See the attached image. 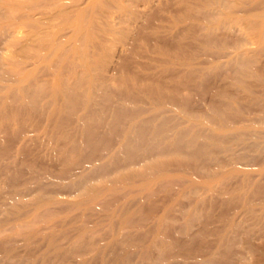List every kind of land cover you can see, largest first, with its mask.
<instances>
[{
    "label": "bare ground",
    "instance_id": "obj_1",
    "mask_svg": "<svg viewBox=\"0 0 264 264\" xmlns=\"http://www.w3.org/2000/svg\"><path fill=\"white\" fill-rule=\"evenodd\" d=\"M37 1L45 2L47 0ZM6 2V0H0V9L4 11L3 19L0 21V38L2 37L1 41L3 46V48L0 49V75L3 76L9 73L19 75L20 72H23L24 67L20 68L19 65L13 63L3 52L8 51L10 47L16 45V36L19 35L18 30L25 24H37L33 16L41 14L35 11L36 7L34 8V6H31L32 4L22 3L19 7L20 9L16 10L10 8ZM49 2H51L49 7H53L57 13L62 12L59 7L60 5L58 6L59 0L58 3L57 0H49ZM107 3L108 4L105 6L106 9H104V16H102L105 20L98 26L103 33V38L96 40L94 47L97 53H89L87 50L81 51L79 47L74 48V51L79 53V66L83 70L78 72L77 68L79 66L70 63L71 66H69L70 72L68 71V75L73 81L71 85L64 84L60 81V77H58L59 79L56 81L55 87L51 92H48L43 85H39L38 83L24 85V77H27V74H24V77H20L16 81L18 86H13V91H11L10 95H6L8 99L4 96V100H2V98L0 100V135L2 136V133H7V131L10 130L12 133L10 132L11 134H9L8 132L9 137L7 136V139L10 138L11 143L17 142V147H15L16 152H9L13 153L14 156H18L16 153H21L22 149L25 151V144L28 142L32 143L34 139L35 142L39 136L36 135L42 132L48 141L49 139L50 141L53 140L52 142L55 140L54 145L52 144V146H54L53 148L55 149L56 147L55 150L58 151H55L57 156H55V158H59L57 155L58 153L60 159L57 160H60L59 162L62 161V165L63 163L67 164L66 166L72 165L75 171L78 170V173H75L70 169L74 174L69 173L66 169L60 170L59 174H53L50 175V177L57 179L55 186L58 188L72 190L74 187L81 185L76 191L78 193L80 192L79 196L75 195H78V193L74 194V197H80L79 200L75 201L77 199L74 198L73 200L75 202H70L60 199H48V201H45V199L43 206L64 204L65 207V204H67L71 206L68 209L66 207L67 210L71 209L77 213V210H79V212H81V210L83 212H93L100 208L102 210L104 208L106 209L105 212H108L114 209L111 205L114 206L116 203L123 200L119 209L115 208L114 211L110 212V215H107L109 213L106 212V220H108V218L110 220L114 217H117L119 220V229L113 232L110 244L107 243L103 246L95 243L90 239L92 232H87L88 227L85 228L86 225L84 227L81 226V230H79V228V231L76 233L77 236L74 235L76 236L75 238L69 241L65 238V241L70 247H68V249H65L66 247L63 248L64 245H58L66 236H62L63 238L61 240H56L59 236L55 237L54 234H50L47 238L48 249L39 256L36 263L57 264L58 262V264H63L64 258L68 257V260L69 258L73 260V263L70 262L71 264H92V261L96 260V258L99 264H104L106 253L108 251L114 253V250L111 248L112 246L117 244L128 245L130 243L128 239H131V234H124L123 229L128 228L127 226L132 224L133 219L138 218L140 221L144 220V223L145 220H151L153 222H151V224H154L150 230L153 232L150 233V231H148L149 234H152L151 241L145 243V245L141 244L144 246L142 247L141 255L139 254V263L146 264L151 261L153 264H160L169 256L171 250H174L172 243L166 241L167 239L164 238L165 236L159 231V229L165 226L167 221L172 220L169 216L171 209L174 206H180L182 203L179 204L178 202H180L182 198L190 202L187 208H182L180 206V218L184 220V225L187 226L190 222L195 220L196 210L207 208L208 205L211 206L216 196L219 197V195H222V197L227 196V198L224 197V200H220V196V198L215 199L221 201H219V205L221 207H229L228 209H230V207L235 208L234 211L241 207V209H244V213L247 214L248 218H250L251 224L249 227L247 225V228L243 227L244 231L241 232V228H238L240 230L237 229L236 231L235 228H237L239 224H234L233 220H230L226 226L224 225L225 230L222 229V232L224 230L223 233H221L220 230L221 234L218 233L217 244L215 245L217 247L216 249H221L222 251L212 252L206 259V264H264V206L258 211L250 208L252 205L250 197L259 192L258 187L264 178V169L256 171L254 177L258 179L257 181L254 179L252 181L251 178H253V175L249 172L241 171L238 168V165H240L239 163L246 158L245 151L251 147L249 144L241 141V131L248 128L250 125L246 126L245 123L248 122V119L246 117H241L238 108L243 102L255 101L259 104V101L253 97V88L255 85L261 86L263 82V70L260 69L261 67L259 66L258 60L264 53V0H107ZM133 4L135 5L134 7L132 6ZM20 10L23 14L17 17L16 14ZM28 12H32L33 14L29 15ZM156 14H165L169 16L170 20L168 26L155 25L154 17ZM115 19L118 20L119 23L115 22ZM94 21H97V18L94 19V16H91L88 18V24L80 26L77 32L85 28L87 31H90V29L93 28L92 23H94ZM122 22L126 23L127 26L125 30L119 31V29H116V26ZM66 23L68 24V22ZM152 23L154 24L153 26H151ZM146 26L151 30V37L149 38L151 40H156L155 43L160 39V36H158L159 34H172L174 30L178 32V38L180 40L186 39L189 35L194 37L195 34L196 38L194 40L201 44L200 49L202 50V55L209 59L205 62L207 67L202 70L192 69V64L189 63V60L183 59L184 54L187 52V48L181 47L179 42L170 41L169 43L164 42L165 44L155 45V48H157L160 55H165L172 59L171 62H178L179 67L182 68V72H176L170 67L163 66L160 71L161 73L158 72L152 75L148 74V72L153 68L143 65L141 69L144 74L141 75L131 74L129 77L121 75V77L116 79L106 77V74L110 72L109 70L119 63L118 58L122 52V50H120L112 52V54H105V50H110L107 49L109 47H107V44L110 42L109 37L112 38L111 40L118 41L123 44V46H126V41L128 40L126 32H135L137 35H140L144 32ZM71 32L73 34L77 33L75 29H71ZM199 39L202 41H199ZM193 42H189V46L195 45ZM254 45L260 46V48H250ZM38 56L42 57L40 55ZM23 58L26 60L25 56ZM43 59H47V57L45 56ZM25 60L22 62L23 65L28 61V59ZM120 63L123 68H128L127 62L123 63V61H121ZM227 69L232 72V77L230 76V78L227 77ZM184 71L185 73L181 74ZM220 71L226 72V75L224 74V80L242 95L238 98L234 97V95L232 97V94H228L229 91H223V97H225L226 102L211 105V116L209 121L196 114H192V112L189 114V112L184 111L188 103L187 100L184 99L182 103L183 99L180 100L172 90L166 89L167 87L160 84L161 79L169 78L171 82L175 84L184 87L197 86L199 89L203 82L202 77L207 74L216 75ZM58 75L59 73H57V76ZM244 77L252 79L254 84H247L244 82ZM198 79L200 82L197 81ZM228 79H231V81H227ZM84 85L87 86V88H85L86 90L82 94H78V90ZM202 85L204 84L202 83ZM110 89L117 92L119 91V93L123 95L124 101L131 104L137 101V95L135 94V92H137L151 99L158 100L163 106L170 105L180 108L179 114L185 122L189 123V126H175L170 123L171 120L162 119L159 121L156 116L145 120L141 117V111V113H138V111L128 112L118 107V105L111 106L107 110L111 125L107 127L106 130L113 135V138L110 139L109 142L115 143L113 144L114 146L110 147L111 149H108V145H111L108 140L104 142L103 138L97 136L96 132L91 128L93 116L90 113V107L93 102V93H97V95L104 94ZM5 100L19 102L21 110L16 111L14 109L13 111L15 106L12 108V111L7 110L6 103L8 101ZM41 100H45L44 103L47 105H49V101L52 104V108L48 116H46L48 120H43L46 121L47 124L46 122L45 124L43 123L42 127H40L42 124H39L38 121L41 118L43 119L45 115L43 117H37V114L33 115L34 112L36 113V108H38ZM7 105L9 104L7 103ZM16 109H18V107ZM81 110L83 113L79 114ZM64 113L67 114L71 122L74 123L72 124L70 122L69 124L70 127L72 124L74 133L70 132L69 127H67L69 129L66 128V130H68L67 133L58 135V131L61 129L64 130L66 126L60 124L64 129L61 128L57 130V126L60 127L59 122H63L60 116ZM34 116L39 120L37 118L38 121L34 120ZM256 119L260 124L257 130L258 135H261L260 138L264 142V116L257 115ZM122 120H125L126 123L124 126H120V124L119 127H121V129L116 130V126ZM23 122L25 126L29 125V130H32L25 132L23 130L24 127L18 126H22ZM39 127L40 130H38ZM56 130L58 132H56L57 134H55ZM64 132L66 131L64 130ZM69 132L73 133L74 137ZM32 133L36 135L30 136L29 134ZM75 133L79 134V139L75 138ZM10 135H13V137L16 135L17 141H14L15 139H13V137L11 139ZM1 136L0 142H3L5 139ZM16 136L14 138H16ZM231 136L235 137L234 142L222 146L224 141ZM252 136L254 135L252 134ZM13 144L15 145V143ZM5 147H7V149H14V146L10 148L12 147L11 144L10 147ZM236 147H240L241 150L245 152L244 155H236L235 151L238 149H236ZM2 149L4 151L1 153L2 150H0L1 157L7 154L8 151L4 147ZM213 150L214 152L217 150V155H215ZM24 151H22L23 154ZM83 151H85V153L88 152V155L83 156ZM226 153H229V156L227 154L229 157L227 163H229L230 170L228 172H223L222 167L224 165L221 164L224 162V160L222 161L224 157L221 158V155L219 156L218 154L226 155ZM13 154H11V157ZM218 156L221 160H219ZM227 156H225L226 159H228ZM118 158H121V160ZM10 159L12 160V158ZM66 166H64V168H66ZM4 167L7 168L8 166ZM182 168L190 172L200 169L202 172V177L200 178L206 180L204 181L201 179L202 182L199 183L198 180L184 179L183 175L186 172H177L179 171L178 169ZM224 171L226 170L224 169ZM86 172L88 174L90 173L91 176H88H90L91 179H88L87 174L86 178L84 174ZM238 173H241L243 178L240 188L244 189L243 191L247 189L246 192H248H245L246 194L243 195L244 198L242 197V200H239L241 196L240 198L238 195V198H236V196H231L230 187L236 182L234 184L232 183L233 185L231 184V186V182L227 183V185L223 183L225 180H228V178H231V176H237ZM94 174L97 178L99 177L103 183H100V179L98 181L92 179V175ZM83 176H85L84 178L86 179H84ZM96 176L94 178L97 180ZM81 177L82 180L76 183L78 178ZM92 180L94 183L99 182L100 184L95 183L96 185H93L94 183ZM237 185L238 183H236V186L234 185V189L242 191L239 190ZM238 191L236 192L239 193ZM159 193L166 195L168 197V202L166 201V207L163 206V210L161 213L159 212L160 214H154L156 203L153 198L156 194L159 196ZM117 195L121 196V199L119 197L120 200L116 199ZM126 197L128 198L126 199ZM18 199L20 200V198ZM18 199L16 200L18 201ZM144 203L148 206L147 211L142 209V206H145ZM36 204L39 207L41 201L40 205L38 203ZM130 204H135L136 208L134 209L133 207L135 206H131ZM212 205L214 206L215 204L213 203ZM114 207H116V205ZM44 208L42 209L39 207L40 210L44 212L45 210L47 211V208L45 210ZM39 209L34 208L23 214L21 213L22 211H20L19 214H22L21 217L26 220L25 224L29 226L31 220L48 215H44ZM78 215H82L79 219L84 217L82 212ZM51 216L55 218L53 217L55 215H51L50 213L48 215L50 220L52 219ZM18 217L19 215L17 218ZM22 218L19 217V219L23 220ZM224 219L226 218L223 217V219L220 220ZM22 222L21 224L24 223ZM18 223H20V221L17 220L16 224H13V226L11 224V227H15L17 228L15 230H18L21 226H18ZM7 227L8 229H3V227H1L0 233L3 234L5 230L9 231L11 228L10 225ZM129 227L131 228V226ZM12 231L14 230L12 229ZM12 231L10 230V232ZM15 232V234H18V231ZM134 232L135 239L132 241L136 244L140 243L145 235H149L146 233L144 234L139 228ZM2 234H0V246L6 243V236L4 235L5 238L1 237ZM20 234L19 232V235ZM30 234L32 233H29V235ZM239 234L243 241V243L241 242L243 246L241 245L239 247H242V251L245 252L246 259L240 257L239 254H237L235 258H231L228 253L231 245L237 244L235 242ZM29 235L24 239L25 245L30 244ZM94 236L96 235H93V238H91L94 239ZM6 239L8 240L9 238L7 237ZM238 240L239 243L240 239ZM251 240L262 243L263 247H261L260 244V247L257 246L254 241L251 242ZM56 241H58V243ZM96 241H98V239ZM80 246L84 248V253H90L89 258L86 256V258H84V255H82L83 258L80 257V250V252L77 251L79 254L76 253L75 250H77L78 247L80 249ZM153 249L156 251L155 257H151L152 255H150ZM184 250H187V247ZM6 252L5 259H11L9 258L10 251ZM3 258L4 257H2V259ZM123 261L124 260L121 262ZM36 263L32 262L30 264ZM66 263L69 264L67 261ZM0 264L4 263L1 262Z\"/></svg>",
    "mask_w": 264,
    "mask_h": 264
},
{
    "label": "rangeland",
    "instance_id": "obj_2",
    "mask_svg": "<svg viewBox=\"0 0 264 264\" xmlns=\"http://www.w3.org/2000/svg\"><path fill=\"white\" fill-rule=\"evenodd\" d=\"M6 1H7L6 2L7 5L10 8L16 9V10L20 9L19 7L20 5H22V3L32 4L31 6H34V8L36 7L35 11L37 13H40L41 15L33 16V19L37 21V24L29 23V24H25L24 26H22L18 30L19 35L16 36L17 38L16 45L10 47L8 51L3 52L12 60L13 63H15L16 65H19L20 68L24 67L23 68L24 70L23 72H20L19 75L13 74V73H9L3 76L0 75V100L1 98L2 100H4L3 97L4 96L6 97V95H10L11 91H13L12 87L18 86L16 84L17 83L16 81L20 77H24V74H27L26 75L27 77L26 78L24 77V82H23L24 85H27L30 83H38L39 85L40 84L43 85L48 92H51L52 89L55 87V83L59 79L58 77H60L61 79L60 81H62L64 84L71 85L73 81L71 77L68 75L69 74L68 71L70 72L69 70L70 68L69 66H71L70 63L75 64L77 66L80 65L79 57H78L79 53L75 52L74 48L79 47L81 51L87 50L89 53H92V52L97 53V51H95L96 48L94 46H95L97 39L103 38V33L100 31L98 26H100V23L104 22L105 20L104 17L102 16H104V12H105L104 9H106L105 6L108 4L107 0H59V3L57 0L58 6L60 5L59 7L62 10V12L60 13H57V11L53 9V7H49V5L51 4L49 0L45 2L37 1V0H6ZM132 6L134 7L135 5L133 4ZM3 14H4V11H1L0 9V21L3 19ZM22 14L23 13L20 10L16 14V16L20 17ZM28 14L30 15L33 13L28 12ZM91 16L92 17L94 16V19L97 18V21H94V23H92L93 28H91L90 31L89 30L87 31L85 28V29H81L82 31L77 32V29H79L80 26H83V25L85 26L88 24L87 23L88 18H90ZM154 18H155V21H154L155 25H161V26L167 25L168 26V23L170 20L169 16L165 14H156ZM114 21L119 23V21L116 19ZM66 22H68V24ZM153 25L154 24L152 23L151 26ZM126 26L127 24L122 22L116 26V29H119V31H122L126 29ZM71 29H75L77 33L73 34L71 32ZM150 33H151V30L147 26L144 32L140 35H137L135 32L133 33L126 32V36L128 38V40L126 41V46H123V44H121L118 41L111 40L112 38L109 37L110 42L109 44H107V47L109 46L107 49H110V50H107V51L105 50V54H112V52H116L120 50H122V52L120 53L119 58H118L119 63L117 65H114L113 68L110 67L111 68L109 70L110 72L106 74V77L116 79V78L121 77V75H123L124 77H129L131 74L141 75V74H144V72L141 69L143 65L149 66V67L151 66L153 68V69L151 68L152 70L148 72V74H152V75L157 74L158 72L161 73L160 71L162 70L163 66L170 67L176 72H179V71L182 72V68L179 67L178 62L176 63L171 62L172 59H170L169 57L165 55H160L157 51V48H155V45L165 44L164 42L169 43L170 41L179 42L181 44L180 45L181 47L187 48V52L184 54L183 59L189 60V63L192 64L191 66L192 69L202 70L207 67L205 62L209 59L208 57L202 55V50L200 49L201 44L197 43L198 41L196 42V40H194L196 38L195 34H194V37L192 35H189L186 39L180 40L178 38L179 36L178 32L174 30L172 34H169V33L159 34L158 36H160V39H158L157 43H155L156 40H153V39L151 40L149 38L151 37ZM1 40H2V37L0 38V49L3 48ZM199 41H202V40L199 39ZM189 42L190 43L193 42L195 45L189 46ZM250 48H260V46L254 45L253 47L251 46ZM0 53H1V50H0ZM38 55L42 57H39ZM24 56L26 60L28 59V61H26L23 58ZM43 56L44 57L46 56L47 59H43L44 58ZM24 60L26 61V64L23 65L22 62H24ZM121 61H123V63L127 62L128 68L126 69L123 68L120 63ZM258 62L260 65L259 64L257 65H259L261 67L260 69L263 70V73H262L263 82L261 86L255 85V87L253 88V93H254L253 97L257 99V101H259V104L256 103L255 101L247 102V103L243 102L240 104L238 108L239 112L241 113V117L243 118L246 117L248 119V122L245 123L246 126L250 125L248 128L241 131V134H240L241 141L251 146L249 149H247V151H245L246 158L245 160L239 163L240 165H238L239 166L238 168L241 171L249 172L251 175H253V178H251L252 181L253 179L256 181L258 179L254 177V175L256 174V171L260 169H264V142L260 138L261 135H258L257 130L260 124L258 123V121H256L257 115L264 116V68H263L264 67V53L259 58ZM77 70L78 72H80L83 69L79 66ZM220 72H218L216 75L207 74L204 77H202V81H203L202 83L205 85V87L201 83V87H199V89L197 86L196 87L194 86L184 87L182 85L175 84L171 82L169 78L161 79L160 84H163L165 87H167L166 89L172 90L176 94V96L180 98V100L183 99L182 103L184 102V99L187 100L188 102L186 105L187 110L185 108L184 111L189 112V114H191L190 112H192V114H196L202 118H205L207 121H209L210 116H211V105L222 104L223 102H226L225 97H223V91H227V92L229 91L230 93L228 92V94L230 95L232 94V97L234 95V97L238 98V97H241L242 95L240 94L239 91H236L234 87H231L228 84V82H226V80H224L225 79L224 74L226 75V72L225 71H220ZM228 72H229V75H228ZM57 73H59L60 76L59 75L57 76ZM184 73L185 71L181 74H184ZM230 76L232 77V72H230L227 69V77L230 78ZM243 79H244V82H246L247 84L248 83L254 84L253 80L248 77H244ZM229 80L231 81V79H228L227 81ZM197 81L200 82L199 79ZM85 88H87L86 85L82 86V88L78 90V94H82L86 90ZM135 94L137 95V101L134 104H131L129 102H125L123 95H121L119 91L117 92L113 89L108 90L104 94L97 95V93H93V102L90 107V113L93 116V122L91 123V128L94 132H96L97 136L103 138L104 142L106 140H108L109 142L110 139L113 138V135L111 134V132L106 130V128L111 125V122L109 121V118H108L109 114L107 113V110L111 106H115V105H118V107H121L128 112L130 111L132 112L138 111V113L142 112L141 117L145 120L153 116H156L159 121L162 119L171 120L170 123L175 126H179V127L189 126V123L185 122L182 119L181 115L179 114L180 108L170 106V105L163 106L162 103L159 102L158 100L151 99L150 97H147L146 95H143L137 92H135ZM6 99H8V97H6ZM5 101H8V100H5ZM11 102L10 101L7 102L9 105H7L6 103V107L8 108V109L6 108L7 110L12 111V108L14 106L15 107L13 108V111L14 109L16 111L21 110L19 102L17 101H11ZM44 102L45 100L44 101L41 100L40 104L38 103L39 105H38V108H36V113L34 112L33 114V115L37 114V117H40V116L43 117L45 115L43 119L42 118L40 119L42 122L36 116L33 117L34 120L38 119L40 121L39 122L37 120L39 124H42L40 125V127L43 126V123L45 124L46 121H43V120L44 119L46 120L48 118L46 116H48V113L52 108V104L50 101H49V105L45 104ZM17 107L18 109H16ZM81 113H83L82 110L80 111L79 114ZM60 117H61L60 119H62L63 122L62 121L59 122V126L60 124L62 126L63 125L64 126L66 125V126L64 129L61 126L58 127L56 125L57 130L63 128L66 132H64V130L61 129L60 131H58L59 132L58 135L67 133L69 129H70V132L74 133V131L72 130V127H73L72 124L74 123L71 122V119L68 118V115L64 113ZM34 120L32 121L35 122ZM70 122L72 123L71 127L69 126ZM125 123H126L125 120H122L121 122L118 123V125L116 124L117 126L115 125L116 128L115 126L114 128L116 130L121 129L119 125L121 124L120 126H124ZM18 126L24 127L23 130L25 132H29L32 130V129L29 130L28 128L29 125L25 126L24 122L22 123V126L21 125H18ZM40 127L38 128V130H40ZM67 127H69V129ZM66 128L68 130H66ZM57 130L55 131V134L58 133ZM8 132L9 134L12 133L10 130H8L7 133H2V136L5 140L3 142H0V150H2L1 153L4 151L2 148L4 147L7 149V147L5 146L10 147V144L12 146L10 148H13L14 146V149H7L8 151L5 150L7 151V154H5L6 153L5 152L4 153L5 155H3L2 157L0 156V165L2 166L3 164L2 166L3 168L0 166L2 168V169L0 168V230H1V227H3V229L4 228L8 229L7 226L10 225L11 227V224L13 226V224H16L17 220L20 221V223H18V226L20 225L21 226L18 228V230H15L17 229L15 227H11L14 230L12 231V229L10 228L12 232H10V230L9 231L5 230L4 233L6 234L0 233L2 234L1 237L5 238L6 236V238L8 237L9 238L8 240H10L8 241L5 238L6 240V243L4 244L5 246L4 245L0 246V259H1L0 261L4 264H30L32 262L36 263L39 256H41V254L46 252L48 249L47 238L50 236V234H54L55 237L59 236L56 240L58 239L61 240L64 236H66L64 237V239H62L61 242L59 241L61 244L58 243V241L56 242L60 246L64 245L63 248L66 247L65 249H68L69 245L65 241V238L67 241L75 238L77 236L76 235L77 231L81 230L82 228L81 226L84 227L85 225H86L85 228L88 227L87 232H92L91 234L92 236L96 235L94 236V239H92L93 238L92 236H91L92 238L90 237L92 241H94L95 243H98L99 245H103V246H105L107 243L110 244L112 241L113 232L119 229L118 227L119 220L117 217L110 219L111 221L109 220V218L108 220H106L107 219L106 214L109 213L107 215H110V212L114 211L115 208L119 209V207L122 205L121 202L123 203V200L121 202L119 201L118 203H116L115 204L116 207H114L115 205L114 206L111 205V207L114 209L109 210L108 212L106 211L107 213L105 212L106 209L103 208L104 210L103 211L100 207H99L100 209L95 210L93 212L91 211L83 212L80 209L82 214H84V217L82 219H79V217L82 215L80 216L78 215L81 212H79V210H77L78 213L71 209H69L70 211L67 210L69 207H71L67 204H65L66 205L65 207H64V204H62L63 206L61 204L48 205L46 207L43 206L45 201H48V199L49 200L50 199H57V200L60 199L63 201L68 200L70 202L72 201L75 202L79 200L80 197L77 198L74 196L75 195L79 196L80 192L78 193L76 191L79 189V186L81 185L74 187L75 189L73 188L72 190L65 189V188L64 189L58 188L55 186L57 179H53L50 177V175H53V174L56 175L57 173L59 174L60 170L66 169L68 170L69 173H72V174H74V172L76 173L78 170L75 171L72 165L66 166L67 164H64V163L62 165V161L59 162L60 160H57V159H60V155L58 153L57 155L59 158L57 159L55 158L56 156L55 151L57 150H55L56 147L54 149L53 148L54 146H52V144L54 145L55 140L54 142H52L53 140L50 141V139L48 141V139L46 138L45 135L42 134V132L37 135L35 133L29 134L30 136H35V135L36 136L39 135V136L35 142H34L35 139L33 140L34 143L28 142L25 144L26 145L24 146L25 151L24 149H22V151H24V154L21 151V153L19 154L16 153V155L18 156H14L13 153L16 152L15 147H17L16 146L17 142L11 143L10 138H8L9 140L7 139V136L9 137ZM73 133H70V134L73 135ZM252 134L254 136H252ZM12 137L13 135L11 136V139ZM14 137H13V139H15L14 141H17V136L16 138ZM75 138L79 139L80 138L79 134L75 133ZM234 139H235L234 136L229 137V139L224 141L222 146L224 144H227V143L230 144L234 142ZM13 143H15V145ZM109 143L111 145H108L109 146L108 149H111L110 147L114 146L113 144L115 142H109ZM236 149H237L235 151L236 155H240V154L244 155L245 152L241 150L240 147H236ZM9 151H13V153ZM85 151H83L84 153L83 156L88 155V152L85 153ZM216 152L217 150L214 152L215 155H217ZM11 154H13L12 157H11ZM227 154L229 156V153H226V155L218 154L219 156L221 155L220 156L221 158L224 157L222 159V161L224 160V162L223 164H221V165H224L222 167L223 172H228L230 170L229 163H227L228 162L227 160H229V157L227 156ZM225 156H227L228 159H226ZM220 157H219V160H221ZM10 158H12V160ZM118 159L121 160V158H118ZM225 159H226V162H225ZM4 166H8V167L6 168ZM64 166H66V168H64ZM223 168L226 171H224ZM70 169H72L74 172H72V170ZM178 170L179 171L177 172L179 173L186 172L183 175L184 179H187V180L194 179L195 181L198 180L199 183L202 182V180L204 181L206 180L204 178L203 179L200 178L202 177V174H201L202 172L200 169H197L198 171L192 170L191 172L183 168L178 169ZM84 174L85 176L86 174L87 176L90 175V173L88 174L87 172ZM94 175H92L93 176L92 179H94L95 181H98L100 178L99 177L97 178V176L95 175L97 178L96 180L94 178L95 177ZM85 176H83V178ZM90 176H88V179H91ZM242 179L243 178L241 176V173H238L237 176L233 175L231 176V178H228V180H225L223 182L226 185L227 183L231 182L230 186L232 183L233 184L235 182L238 183L237 186L239 187V190H242V191H238V189L237 190L234 189V187L236 186V183L234 184L235 186L232 184L233 186L230 187L231 188L230 191H231V196L233 197L236 196V198L238 197L240 198L241 196V199L239 200H242L244 198L243 195L248 193L246 192L247 189L243 191L244 189L240 188L243 182ZM81 180H82V177L78 178L76 183H79ZM99 181L100 183L102 182L101 179ZM95 183L97 184L99 182H95ZM95 183L93 185H96ZM258 188H259L258 190L259 192L256 195L254 194L253 195L254 197L253 196L250 197L251 198L250 201L252 203L250 208H253L256 211L260 210L264 206V178L262 179ZM235 190L238 191L239 193H237ZM75 193H78V195ZM233 194H236V195H233ZM156 196L154 197L155 199L153 198V200L156 203V208H157V209L155 208L153 212L154 214H158L159 212L161 213V211L163 210L162 209L163 206L166 207L165 205L168 202V197L166 195L159 193V196L158 194H156ZM165 196L167 200L165 199ZM119 197L121 199L120 195H117L116 199L120 200ZM224 197L227 198V196L222 197V195H219V197L216 196L215 199L220 198V200L221 199L224 200L223 199ZM18 198H20V200ZM74 198H76L77 200L74 201L73 200ZM127 198L128 197H126V199ZM16 199H18V201ZM215 199H214L215 202L213 201V203L215 204L214 206L212 205L213 204L212 203L211 204L212 207L208 205L209 207L207 206V208L205 207L204 209L202 208V209L196 210L197 211V212L195 211L196 218L194 221H192L194 223L190 222L189 225L187 226L184 225L185 224V222H183L184 220L180 218V209L181 207L182 208H187V206L189 207L190 202L187 199L182 198V200L178 202L179 204L182 203L180 205L181 207L174 206L171 209V211L169 212V216L170 218H172V220L167 221L165 223V226L159 229V231L162 233L163 236H165L164 238L167 239L166 241H170V243H172L174 250H171V253L169 254V256L172 258H170L167 255L168 257H166L160 264H206V259L212 252L222 251L221 249H216L217 247L215 246L217 244L216 242L218 238L217 235L224 232L225 226L226 224H228V222H230V220H233L234 222L233 221L232 222L234 224L236 223V225L239 224L237 225L238 227L235 228L236 231L238 228H241V230L238 229L240 230V232L244 231V228H247V225L248 227L250 226L251 220L250 218H248L247 214L244 213L245 212L244 209H241L240 207L234 211L235 208H232V207H230V209H228L229 207H226V206L221 207L219 205L221 201L215 200ZM40 201H41V205H40ZM36 203H38L40 205L39 207L42 209L45 207L44 210L47 208V211L45 210L44 212L43 210H40ZM130 205L135 206L133 207L134 209L136 208L135 204L134 205L130 204ZM144 205L145 206H142V209L144 211H147L148 206H146L145 203ZM34 208L39 209L40 212L44 213V215L45 214L49 215L51 213V215H55L53 216L55 218H52L51 216L52 219L50 220L48 215H46L47 217L42 216L39 219L36 218L35 220L34 219L31 220V224H29L28 226L25 224L26 220H24L21 217V215L26 211L33 210ZM20 211H22L21 212L22 214L21 213L19 214ZM18 215L23 220L19 219V217L17 218ZM223 217H225L227 220L226 219L220 220V219H223ZM45 219H48V220H45ZM21 222L24 225L21 224ZM151 222H152L151 220H145V223H144V220L140 221L138 218L133 219L132 224L129 225L131 226V228L127 226L128 228L123 229L124 234L126 235L131 234V239H128L130 243L128 245L127 244H122V245L117 244V245L112 246L111 248L114 250V253H110V251L106 253L105 258H104V264H140L139 254L141 255L142 247L145 245V243H149L152 239L151 237L152 234L148 233V231L152 229L153 227L152 225H154V224H151ZM22 226H25L26 228ZM137 228L143 231L144 234L145 233L149 234V235H145L143 240L138 244L132 241L135 239L134 231H136ZM3 229H2V232H3ZM222 229H224L223 232H222ZM220 230H221V233H220ZM15 231H18V234H15L16 233ZM19 232L22 234V236L21 234L19 235ZM25 232L28 234H26ZM152 232L153 231H150V233ZM29 233H32V234L29 235ZM28 235H29L30 244L25 245L24 239L26 238V236L28 237ZM238 236L236 239L237 241L235 242L237 244L231 245V248L228 251L229 256L231 258L232 257L235 258V256L239 254L240 257H242L243 259H246L247 257L245 256V252L242 251L243 250L241 249L242 247H239L243 243V241L241 240L242 237L240 238L241 236L240 234ZM97 239L98 241H96ZM238 239H240L239 243H238L239 241ZM253 241L254 240H251V242ZM254 243L259 247L260 245L261 247H263L262 243H257L256 241H254ZM141 244H144V245H141ZM80 247L82 249L81 248L79 249L78 247L77 250H75L76 248L73 250H75L77 254H79L78 252L81 251L80 257L83 258L82 255H84V258L86 257L89 258L90 253H84L85 252L84 248L82 246ZM186 247H187V250H184ZM6 251H10L9 258L11 259L8 258L9 260L5 259V256L7 254ZM150 255H152L151 257H155L156 251L153 249ZM2 257L4 258L2 259ZM66 258H64L63 261L65 263L63 262V264H67L66 261L69 264L73 263L72 258H69V260H68V257ZM119 260L121 261L124 260V261L121 262ZM198 260L200 261V263ZM92 262H93L92 264H96V263L99 264V261H97V258L96 260H93ZM149 263L153 264L151 263V261L147 262L146 264H149Z\"/></svg>",
    "mask_w": 264,
    "mask_h": 264
}]
</instances>
